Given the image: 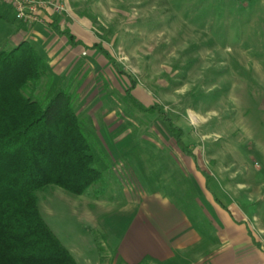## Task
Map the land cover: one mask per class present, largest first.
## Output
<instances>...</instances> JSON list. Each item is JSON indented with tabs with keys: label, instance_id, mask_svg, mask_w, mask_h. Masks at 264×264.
<instances>
[{
	"label": "rangeland",
	"instance_id": "374dc122",
	"mask_svg": "<svg viewBox=\"0 0 264 264\" xmlns=\"http://www.w3.org/2000/svg\"><path fill=\"white\" fill-rule=\"evenodd\" d=\"M59 1L66 10L58 16L62 28L87 47L102 43L117 67L69 43L50 57L36 41L22 38L36 25L18 27L2 18L0 50L32 42L48 60L53 89L69 84L76 90L75 111L95 141L108 187L96 198L97 187L75 196L50 186L37 192L39 209L69 250L77 247L91 260L115 264L107 228L123 231L121 213L134 205L129 197L164 192L168 187L159 183L164 177L176 188L180 183L178 173L157 169L169 153L155 147L175 148L168 121L183 130L187 146L199 148L202 160L208 159L205 146L213 143L214 160L236 155L248 181L257 168L263 170L264 123L256 145L255 98L264 97V0ZM5 12L10 8L0 2ZM48 24L40 25L50 32ZM131 82L130 94L146 108L157 107L155 114L127 101ZM125 145H131L126 155Z\"/></svg>",
	"mask_w": 264,
	"mask_h": 264
},
{
	"label": "trees",
	"instance_id": "16d2710c",
	"mask_svg": "<svg viewBox=\"0 0 264 264\" xmlns=\"http://www.w3.org/2000/svg\"><path fill=\"white\" fill-rule=\"evenodd\" d=\"M10 12L0 13V18L26 26L11 8ZM48 25L72 47L99 53L117 67L102 43L85 46L62 28L58 16ZM52 80L46 56L32 42L23 40L0 50V264H78L43 219L37 192L56 186L84 196L97 187L99 198L108 187L95 141L75 111L76 90L69 84L53 89ZM133 83L126 91L127 101L155 114L157 107L146 108L130 94ZM168 126L175 145L196 163L208 184L210 175L198 164L199 152L188 149L180 127L171 121Z\"/></svg>",
	"mask_w": 264,
	"mask_h": 264
},
{
	"label": "crops",
	"instance_id": "0c3cea01",
	"mask_svg": "<svg viewBox=\"0 0 264 264\" xmlns=\"http://www.w3.org/2000/svg\"><path fill=\"white\" fill-rule=\"evenodd\" d=\"M35 25L22 38L36 41L47 53L50 51V57L68 48L67 40L50 27L52 34L44 26ZM255 105L259 113L255 115L258 145L264 123V97L255 98ZM130 147L124 146V155ZM214 147L213 143L205 146L208 159L204 157L198 163L210 175L208 184L196 163L176 145L155 147L163 155L169 153L165 158L161 156L157 169L178 173L181 184L176 183L177 188L170 185L172 178H165L163 172L159 183L168 187L164 192L161 189L163 193L156 190L129 197L134 205L121 213L126 225L123 231L107 228V243L114 250L115 264H141L146 258L150 260L147 264H264V168H257L254 181H248L242 175V165L237 166L236 155L224 162L216 161ZM188 149L199 152L197 146ZM69 251L78 264H101L99 258L91 260L77 247Z\"/></svg>",
	"mask_w": 264,
	"mask_h": 264
},
{
	"label": "built area",
	"instance_id": "2783aa9c",
	"mask_svg": "<svg viewBox=\"0 0 264 264\" xmlns=\"http://www.w3.org/2000/svg\"><path fill=\"white\" fill-rule=\"evenodd\" d=\"M8 5L17 20L24 24H48L54 16L63 14L64 4L59 0H0Z\"/></svg>",
	"mask_w": 264,
	"mask_h": 264
}]
</instances>
